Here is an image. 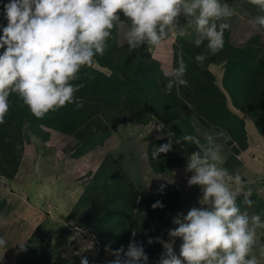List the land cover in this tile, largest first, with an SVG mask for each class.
<instances>
[{
	"label": "clouds",
	"instance_id": "obj_1",
	"mask_svg": "<svg viewBox=\"0 0 264 264\" xmlns=\"http://www.w3.org/2000/svg\"><path fill=\"white\" fill-rule=\"evenodd\" d=\"M248 2L259 9L248 23L264 29V0ZM235 14L222 0H7L0 8V125L6 122L13 94L37 119L69 104L83 108L76 93L85 84L74 82L84 76L92 78L82 69L93 67L110 41L118 44L121 32L129 53L141 48L150 52L171 38L182 17H191L195 25L192 42L205 48L195 56L202 65L224 48V34ZM177 57L176 67L162 64L160 69L169 94L174 87L179 91L188 86L182 47ZM155 131L157 140L167 142L152 148L151 159L166 156L179 146L186 162L187 187H198L200 195L198 206L172 216V226L165 230L167 240L163 234L148 236L144 232L148 246L159 244L163 249L151 264H264V245L257 248V230L264 229V213L249 214L241 209L237 202L241 193V203L248 208L254 205L252 189L245 191L241 174L223 166L222 150L232 141L231 135L224 129L206 132L202 143L195 135H172L163 125L158 124ZM191 146L196 150L189 152ZM141 158L148 159L149 154L144 152ZM167 186L161 184L158 192L162 194ZM151 207L161 209L164 205L157 200ZM140 235L138 227L133 228L127 246L113 249L106 245L105 252L114 259L105 260V264H150ZM7 243L0 236V248H6ZM18 246V252L27 250L23 242ZM79 258L80 264H90L87 255Z\"/></svg>",
	"mask_w": 264,
	"mask_h": 264
},
{
	"label": "rangeland",
	"instance_id": "obj_2",
	"mask_svg": "<svg viewBox=\"0 0 264 264\" xmlns=\"http://www.w3.org/2000/svg\"><path fill=\"white\" fill-rule=\"evenodd\" d=\"M222 2L228 3L236 12L229 21L231 28L225 31L228 43L234 47H243L251 38L259 36L260 43L264 45V29L253 28L248 23L259 14V9L248 0ZM2 22L0 17V23ZM194 27L193 18L182 17L174 34L160 48L150 52L143 50L146 55L143 57L141 53L140 58L150 60L153 78L162 74V64L169 68L177 66L175 54L181 40L188 42V54L194 52L196 55L192 42ZM118 40V49L128 47L122 38V32ZM183 55L186 56L184 59L190 57L184 53ZM117 56L118 64L124 66L125 63L120 61V51ZM102 59L104 60L103 57ZM207 60L209 59L196 66H206L216 78L219 89L226 95L227 106L234 114H225L229 126L239 125V118L245 129V149L236 153L224 145L223 166L230 172L241 174L245 181V191L252 189L253 195L250 198L255 201L254 205L248 208L241 203V193L237 197L241 209L247 210L249 214L264 213V138L257 131L254 118L233 105L225 84V80L230 77L226 61L217 59L211 63ZM93 68L111 75L110 69L101 65L98 58H95ZM237 86L246 93V88L240 82ZM150 93L157 94V88L150 90ZM69 105L66 108L71 112L74 108ZM174 105L176 108L178 103L175 102ZM160 107L157 106L158 111L165 116L167 109L164 112V107ZM179 108L176 114L186 115L188 120L186 125L183 123L178 127L164 123L158 115L151 117L148 124L132 123L129 120L113 123L111 118H124L119 113H112L109 117L101 116L102 119H94L90 123L66 115L58 120L57 126L51 127L31 123L27 119H24L21 127L4 123L17 145L12 149L14 160L10 165L6 164L0 154V169L10 167L0 171V236H4L8 242L6 248H0V264H80L79 256L84 254L88 256L90 264H105V260L114 259L102 251L91 230H85L79 225V219L85 218V211L92 208L88 205L87 197L90 200V197L98 196L100 192L101 202L105 203V198L111 201L117 196L115 186L106 188L102 178L113 181L112 183L127 179L126 186L133 184L139 195L146 188L152 190V182L163 181L167 185L175 182L174 188H178L176 190L181 193V199L177 202V207L170 211L171 218L178 211L186 213L190 207L198 206L200 191L198 187H187L184 171L186 162L179 146H175L173 152L175 156L182 158V162L163 173L155 172L149 158H141L142 153L149 154L150 145L157 141L159 133L155 128L158 124L177 137L184 134L198 136L202 143L204 134L213 132L212 128L200 123L191 102L185 101ZM161 141V144L167 142L166 139ZM194 150V146L188 148L189 152ZM130 159L131 163L128 161ZM95 187L97 189L94 191ZM85 200L88 209L85 208ZM91 211L89 212L93 213ZM165 219L167 220V216ZM5 220L6 224L3 223ZM257 236L259 248L264 245V229H258ZM165 239H168L167 235ZM22 242L27 245V250L18 252V244ZM178 246L179 241L177 252Z\"/></svg>",
	"mask_w": 264,
	"mask_h": 264
},
{
	"label": "trees",
	"instance_id": "obj_3",
	"mask_svg": "<svg viewBox=\"0 0 264 264\" xmlns=\"http://www.w3.org/2000/svg\"><path fill=\"white\" fill-rule=\"evenodd\" d=\"M6 2L7 0H1L0 4ZM227 37L228 34L225 32L224 48L216 55H210L207 61L211 63L217 59L226 61L230 77L225 80V84L233 100V105L254 118L255 127L264 138V45L260 43L259 36H254L243 47H234L228 43ZM187 43L181 40L177 47V52L182 47L183 53L192 57L184 59L187 64L185 78L188 80V86H181L179 91L174 87L171 94L166 92L167 79L163 74L153 78L152 64H150V60L143 58L146 55L143 52L145 48L129 53L128 47L118 49L117 43L110 41V47L105 54L96 58L99 59L101 65L110 69L111 75L93 67L85 68L82 69V72L90 73L92 78L84 76L81 81L74 82L85 84V87L76 93V96L83 102V108L77 109L75 104H71L74 108L71 112L67 110V105L59 111L49 112L43 119H37L31 114L28 107L24 106L22 101L17 98V95L13 94L9 98L11 108L6 116V122L12 126L21 127L24 119H27L31 123L51 127L57 126L58 120L66 115H70L74 119L81 118L82 122L90 123L94 119H102L101 116L109 117L112 113H119L123 114L124 118L117 120L111 118L113 123L119 124V120L123 122L129 120L128 122L132 123L148 124L151 117L158 115L164 123L178 127L183 123L186 125L188 117L176 113L180 109V105L189 101L193 105V109L197 113L195 115L197 118L199 117L200 123L207 128H212L213 131L217 129L227 131L231 135L232 141L225 145L232 151L240 153L245 149L246 144L244 123L238 118L239 125L229 126L226 116L232 113L227 106L226 95L219 89L216 78L206 66H196L198 62H196L195 56L205 51L204 46L194 47L196 55L194 52L188 54ZM119 51L120 61L125 63L124 66L118 64L117 52ZM141 53L142 58H140ZM177 59L176 53L175 64H177ZM239 82L246 88V93L237 86ZM155 87L158 93L154 95L150 93V90ZM175 102L178 103L176 108H174ZM158 105L164 107V112L167 109L165 116H162V113L158 111ZM160 142L162 141L157 140L150 145L149 163L155 172L163 173L179 165L182 158L175 156L174 152H170L166 156L161 154L159 159L152 160L151 150L154 146L160 145ZM16 145L17 143L9 131L4 125H0V154L8 165L14 160L12 149ZM132 157L133 154H131ZM131 160H128L129 163ZM8 168L10 167H4L0 171L8 170ZM102 180L107 186L106 188L115 186L117 196L113 197L111 201L105 198V203L101 202L100 192L98 196L90 197V200L87 197L88 205L92 206L91 210L95 209V211L92 210L93 213L89 212L91 210L85 211V218L79 219V225L85 230H91L103 252H105L106 245H110L113 249H117L121 245L127 246L131 237V229L138 227V230L141 231L138 239L145 241L151 264V261H154L163 249L159 244L148 246L147 236L144 235V232L147 231L148 236L163 234V238H166L165 230L172 226L170 211L177 207V202L181 199V193L177 191L178 188L176 187L177 190L174 188L175 182L168 184L162 194L158 192V188L165 183L163 181L152 182V190L146 188L139 195L133 184L126 186L127 179L124 182L114 181L118 185L105 178ZM96 189L95 187L93 190ZM86 200L85 208H87ZM157 200L163 203V208L153 209L151 207ZM165 216H167V220ZM153 227L155 228L154 232L150 231Z\"/></svg>",
	"mask_w": 264,
	"mask_h": 264
}]
</instances>
